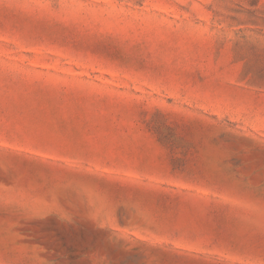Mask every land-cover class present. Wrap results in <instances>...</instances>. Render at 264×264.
Masks as SVG:
<instances>
[{
    "label": "rangeland",
    "instance_id": "374dc122",
    "mask_svg": "<svg viewBox=\"0 0 264 264\" xmlns=\"http://www.w3.org/2000/svg\"><path fill=\"white\" fill-rule=\"evenodd\" d=\"M0 264H264V0H0Z\"/></svg>",
    "mask_w": 264,
    "mask_h": 264
}]
</instances>
